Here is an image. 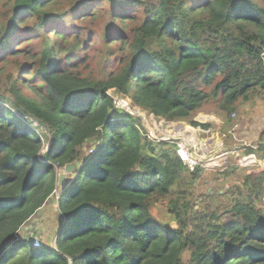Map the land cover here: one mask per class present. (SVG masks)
<instances>
[{"label":"trees","instance_id":"1","mask_svg":"<svg viewBox=\"0 0 264 264\" xmlns=\"http://www.w3.org/2000/svg\"><path fill=\"white\" fill-rule=\"evenodd\" d=\"M104 1L97 17L99 8L80 12L99 0L66 9L15 0L0 26V60L19 49L20 35L43 45L32 66L17 69L28 84L11 81V98L0 92V264H264V171L208 192L217 205L199 209L194 186L204 170L190 171L175 142L151 140L115 101L203 130L211 125L196 115L213 104L230 124L239 105L264 96V0ZM71 16L103 30L73 28L72 39ZM94 37L105 44L102 77H82L74 68ZM36 122L52 135L46 152ZM76 161L60 188L55 166ZM58 191L57 248L21 236ZM155 205L175 227L152 215Z\"/></svg>","mask_w":264,"mask_h":264},{"label":"rangeland","instance_id":"2","mask_svg":"<svg viewBox=\"0 0 264 264\" xmlns=\"http://www.w3.org/2000/svg\"><path fill=\"white\" fill-rule=\"evenodd\" d=\"M75 0H60L61 4L59 5L61 8L66 9L67 6L70 5L71 2ZM15 0H0V26L4 25V18L6 17L7 12L14 6ZM106 3L104 0H99L98 4L94 7H89L82 9L80 14L82 16L83 13L87 10L88 12L91 10H95V8H99L98 16L105 12L102 10L103 6ZM75 15H78L76 13ZM77 17H68L66 19V32L72 33L70 37L74 39V35L76 31H80L82 33L84 28L92 27L94 32L99 30H103V25L101 23H96L90 25L87 20L83 22L76 23L72 25V19H76ZM32 19L30 14L24 15L21 17L19 25H22L21 22H26ZM78 21V20H77ZM107 20L102 21V24H105ZM73 28L76 31H73ZM90 29V28H88ZM65 32V31H64ZM63 32V33H64ZM23 34V33H22ZM20 35L14 39L13 46L19 49L16 52L12 53L5 59L0 60V74L4 76L3 80L0 82V92L11 98V96L7 93L9 89L10 82H19V86L23 87L22 83L28 84V77L30 74L25 73L24 81L22 79H18L19 70L18 67L26 64L27 66H32V62H35L36 57L40 54L42 50V39L35 38L32 41H25L30 36ZM19 40V41H18ZM27 42V43H26ZM88 49H84V51L79 53L80 60L76 62L75 72H77L82 77H102V66H103V57L105 54V44L102 38L94 37L91 40V44ZM86 57V58H85ZM84 59L83 62H81ZM65 61L62 60L61 66L64 67ZM27 71V70H26ZM36 84L33 80L29 83V86ZM29 95H33V91H27ZM115 93H113L114 95ZM116 95V94H115ZM115 97V96H114ZM120 99V97L118 98ZM123 101V99H120ZM122 107L125 108L126 111L132 113L135 116L140 117L143 121V127L148 134V137L152 140H161L164 142L178 140V138L182 139V134H186V138L190 140L192 148L199 152L200 148H203L204 156L199 154V156L204 159L201 161L202 166H200L197 170H204L201 173L200 178L196 181L194 186V202L197 204V208L199 209L206 208L208 205L215 208V203H212L209 198H207L208 192L215 191L216 193L223 194V192H228L232 190L236 186H241L244 178L238 181H235V178L240 174H238L234 178V174L238 173V167L236 166L234 157L230 158L228 161L227 167H224V161L218 160L219 166H208L207 164L218 154L226 153L225 150H232L235 147H240L244 142L259 145L264 144V96L262 98L253 99L247 104L239 105L236 113L233 115V119L230 124H226L222 114L219 112L218 108L211 104L202 109L197 115L195 120L200 123L210 124V130H203L201 128H195L186 122L184 123H168L164 120L154 117L151 114L146 112H142L139 109H132V107L127 103H121ZM34 122V121H32ZM186 133L183 132L184 128ZM34 128H37L39 132L43 135V148L44 152L48 150V145L52 141V135L49 129L45 125H41L36 122ZM176 133H178L176 135ZM219 145V148H217ZM215 149V150H213ZM87 150V149H86ZM216 152L215 154H213ZM88 157L92 156V150L88 152ZM233 163V165H232ZM56 170L59 174L64 171L59 167L55 166ZM79 166H76L75 170L72 171L71 174L67 175L66 181L71 179L74 175H76V170H78ZM246 170L247 169H243ZM196 171V170H195ZM225 172L231 174L230 179L225 176ZM249 175V174H248ZM60 176V175H59ZM234 178V179H233ZM233 179V181H232ZM61 191V190H60ZM58 191V196L52 198L50 203H47L45 206V211H43L40 215H35L33 219L24 227V234L21 236H27V239H30L34 243L50 244L55 243L52 242L57 239V233L59 231L58 221L62 219L61 213L59 211V202L61 193ZM213 193V192H212ZM229 198V197H228ZM223 202V200H222ZM204 210V209H203ZM45 213V214H44ZM152 215L163 224H168L173 227L176 226L175 219L170 216L167 211V207L165 205H155L152 208ZM228 219V218H227ZM226 219V220H227ZM35 220V222H33ZM26 238V237H25ZM52 247L55 248V245L52 244Z\"/></svg>","mask_w":264,"mask_h":264},{"label":"built area","instance_id":"3","mask_svg":"<svg viewBox=\"0 0 264 264\" xmlns=\"http://www.w3.org/2000/svg\"><path fill=\"white\" fill-rule=\"evenodd\" d=\"M115 101L118 103V105L120 107H122V102L124 104H127V102L125 100H119V99H115ZM124 108V107H122ZM125 109V108H124ZM188 128V127H187ZM186 127L183 129V132L186 133L187 129ZM178 133H176L177 135ZM148 136V134H147ZM182 137L185 138H178V140H172V141H168V142H175L177 144V154L180 157L181 161L184 163V165L190 170V171H195L197 170L200 166H202L201 161L196 160L195 158H193V154H201L202 156H204L203 153V148H200L198 151L196 152L192 146L190 140H188L186 138V134H182ZM152 140V139H151ZM159 142H164L161 140H157ZM251 150V153H248V150ZM258 146L255 145H251L249 143H243L240 147H235L232 150H225L226 153L223 154H218L216 156V158L212 159L208 164H207V168L208 166H212V167H217L218 165V160L220 161H224V167H227L228 161L230 160V158L234 157L236 166L238 168H247V167H261L262 169H264V160L262 158H258L257 157V151H258ZM215 150V149H213ZM216 152H214L213 154H215ZM56 196L59 197V194L56 193ZM36 244V243H35ZM70 264H72V262L70 261Z\"/></svg>","mask_w":264,"mask_h":264},{"label":"crops","instance_id":"4","mask_svg":"<svg viewBox=\"0 0 264 264\" xmlns=\"http://www.w3.org/2000/svg\"><path fill=\"white\" fill-rule=\"evenodd\" d=\"M251 145H253V144H251ZM256 146H258V151L256 152L257 154V157L258 158H262L263 160H264V144L262 143V144H259V145H256ZM232 165H233V163H232ZM243 169H247V171L246 170H243ZM262 171H264V169H262L261 167H247V168H239L238 169V173H236V174H234L235 176H234V178L237 176V178H235V180H234V182L235 181H238V183L240 182V180L242 179V178H244L245 176H247L248 174H251V173H257V172H262ZM233 178V179H234ZM233 179H232V181H233ZM236 183V182H235ZM263 201H264V192H263ZM45 211V210H44ZM45 214V213H44ZM59 223V222H58ZM57 234H58V232H56ZM55 241V240H54ZM54 241H52V242H54ZM52 244H54V243H51V245Z\"/></svg>","mask_w":264,"mask_h":264},{"label":"water","instance_id":"5","mask_svg":"<svg viewBox=\"0 0 264 264\" xmlns=\"http://www.w3.org/2000/svg\"><path fill=\"white\" fill-rule=\"evenodd\" d=\"M193 158H195L196 160H199V161H204V159H202L199 155L197 154H193ZM79 165V161H76L72 164H67L65 167H64V171L60 174L59 176V182H58V185L60 188H64L65 187V183H66V178H67V175L68 174H71L72 171L75 170L76 166ZM76 175H74L75 177ZM53 198V197H52ZM51 201V200H50ZM50 201H48V203H50ZM45 210V207H43L42 209H40L38 212H37V215H40L43 211ZM35 222V220L33 221ZM183 259L185 260L186 259V254H184V257Z\"/></svg>","mask_w":264,"mask_h":264},{"label":"clouds","instance_id":"6","mask_svg":"<svg viewBox=\"0 0 264 264\" xmlns=\"http://www.w3.org/2000/svg\"><path fill=\"white\" fill-rule=\"evenodd\" d=\"M58 193V192H57ZM61 195V194H60ZM55 196H56V194H54V198H55ZM57 236V235H56ZM55 243H56V238H55V241H54ZM55 243H54V245H55ZM55 248H57V247H55Z\"/></svg>","mask_w":264,"mask_h":264}]
</instances>
